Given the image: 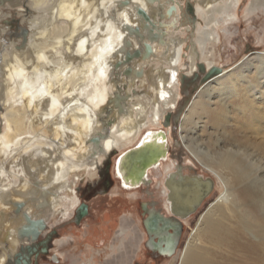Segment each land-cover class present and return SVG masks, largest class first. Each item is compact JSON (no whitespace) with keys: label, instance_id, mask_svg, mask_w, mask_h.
I'll list each match as a JSON object with an SVG mask.
<instances>
[{"label":"bare ground","instance_id":"obj_1","mask_svg":"<svg viewBox=\"0 0 264 264\" xmlns=\"http://www.w3.org/2000/svg\"><path fill=\"white\" fill-rule=\"evenodd\" d=\"M241 2L193 0L199 21L191 45L186 36L194 26L184 24L185 0L29 3L35 14L25 22L23 49L12 42L0 66V264H15L23 247L35 243L36 221L45 222L42 236L53 219L74 214L81 204L78 185L98 182L115 154L142 144L162 146L160 130L171 152L172 132L163 123L178 104L182 73L192 76L201 62L206 70L223 69L207 48L219 43L220 35L202 28L200 19L206 26L215 15L223 25L237 23L232 9ZM6 5L0 0V17ZM256 10L250 1L244 13L248 17ZM59 49L65 61L47 71L46 53L60 55ZM253 73L260 81L251 80ZM140 89L144 94L136 92ZM195 116L201 129L210 124L214 135L206 142L202 135L186 134L183 143L205 171L216 174L225 192L199 217L179 264H234L235 252L245 263L264 264V54L208 81L184 115L182 133ZM168 153L151 167L150 174L164 172L160 187L175 167ZM121 155L113 165L116 179L122 177L116 171ZM150 174L140 183L144 187ZM119 183L127 191L138 189ZM149 213L152 243L160 237L167 247L177 222ZM170 227L173 238L166 233ZM161 252L171 257L167 249ZM53 261L60 262L57 256Z\"/></svg>","mask_w":264,"mask_h":264},{"label":"rangeland","instance_id":"obj_2","mask_svg":"<svg viewBox=\"0 0 264 264\" xmlns=\"http://www.w3.org/2000/svg\"><path fill=\"white\" fill-rule=\"evenodd\" d=\"M14 1H20V4L17 3V5L19 4L18 7ZM19 1L6 0V4L8 6L6 5V7L1 8V67V63L3 64V55L5 50L12 45V42L20 49L22 48L21 46H24V42L27 38L26 31L29 30V24L28 22H25L35 14L33 6L31 8L29 5L32 0ZM187 1L193 3V0H185V4ZM250 1L257 6V10L247 17L244 12L250 4ZM184 8V24L194 26V28L190 30L189 35L186 36L188 37V45H191V42L197 34V22L199 21V18L196 16L195 9L194 19L191 18L192 16H190V14L186 11V5ZM232 10L238 17L237 23L229 22V24L225 23L223 25V20L220 16L215 15V20L206 26L205 22L200 19L202 28L210 31H218L220 35V42L214 45L209 43L207 48L209 51L215 52V56L218 58V65L222 66L225 71L229 72L234 70L236 67L241 66L246 61H253L256 54H264V0H242L239 7L236 9L233 7ZM100 16L104 23L107 17L105 14H101ZM23 35H25V40ZM59 50V52L62 51V54L60 55L53 54L49 52V50L46 53V56L50 57V63L47 66V71H51L57 65H62L65 61L63 59L64 51L62 49ZM196 72L199 73L201 77L203 76L200 69H197ZM124 77L126 78V74H124ZM189 77L191 76L189 75ZM250 77L251 80H254V82L260 81V78L257 75L255 76L254 73ZM205 85V83L201 84L200 82L194 83L191 79L185 81L184 83L181 82V87L179 85L180 95L177 102L178 104L176 105L177 109L175 108L171 113L172 119L170 118V120L172 121V124L170 127H167L172 132L171 160L180 162L182 174L185 176L196 175L211 178L215 183V189L210 198L206 200L197 213L184 220L185 223L182 237L175 255L171 257L158 256L154 254L146 244L149 237L144 226V218L146 214L143 213L142 205L146 203H150L151 205V202H154L157 204L156 209H159L163 213L167 214L166 210H164L165 198L162 194V188L160 187L163 173H158L153 174L151 177L153 181L158 182L159 185L155 183L150 188L149 192H146L144 189L126 191L120 186L118 180L112 179L111 177L110 184L106 187L105 185H92L87 180L81 182L77 187V191L80 192V196H85V200L89 202L91 207V218L84 221L80 228L72 226L71 221L74 217L73 213V215L70 214L66 220H61L60 215L57 219H53L48 225V230L40 237V240L56 228L60 230V239L56 241L57 243L50 253L47 255H41L36 264H52L50 262V255L53 253L57 257L59 256L58 259L60 262H63V264H179L180 254L185 250L186 245L192 239L193 230L199 217L204 214L212 204H215L217 200H219L220 196L225 192L224 187L219 184L216 174L210 171H205L202 165L192 156L188 149H186L182 140V137L186 134L193 137V139H197L198 136L202 135L206 142H208V139L214 135L213 128L210 124H208L206 130L201 129L200 126H202L203 123H199V119L196 116L193 119L195 122L192 120L187 125V131L184 130L183 133L181 132V123L184 115L188 111L190 105H192L197 94ZM123 88L124 90L127 89L125 86ZM136 92L144 94L145 90L140 89L136 90ZM3 113V108L0 105V118ZM223 130L226 132L228 131L227 128H224ZM1 131L2 130H0V132ZM233 134L238 138L241 137L240 133ZM221 135H219V137ZM117 155L119 154H115L112 160ZM168 162H165V164L167 165ZM109 164L110 163L107 162V166ZM64 206L61 208L62 210L67 209L68 205ZM110 224H113L114 227L109 226V228H111L110 233L106 231L105 234H100L99 237H89L92 233H95V231L100 230L101 227L103 230L104 226ZM72 241L74 243H70ZM227 254L228 253H226V256ZM237 254L238 252L231 254V256L236 257H232L231 260L234 264H248L245 263L243 254ZM249 263H252V261L249 260Z\"/></svg>","mask_w":264,"mask_h":264},{"label":"water","instance_id":"obj_3","mask_svg":"<svg viewBox=\"0 0 264 264\" xmlns=\"http://www.w3.org/2000/svg\"><path fill=\"white\" fill-rule=\"evenodd\" d=\"M186 11L192 16L191 18L195 19L194 16V4L192 2H188L186 5ZM195 21V20H193ZM25 34V33H24ZM24 40H25V35ZM206 65L204 63L199 64V69L202 72L203 76L201 77L199 73H194L191 77L188 75L182 73L181 75V81L184 83L185 81H188L191 79L194 83L200 82L202 83H208V81L212 80L215 76L220 75L223 73V69L220 67H212L209 70H206ZM174 114V113H173ZM174 116V115H173ZM170 117L172 119V116L169 115L164 123L163 127L166 129V127H170L172 124V121L170 120ZM168 129V128H167ZM157 134L161 135L163 137V142L161 143L162 146L154 148L153 145L146 146V145H139V147H136L134 150H129L125 154L121 155L118 158V161L116 163V171L118 174L120 173L122 175L119 176L120 182L123 183L125 181L126 183L130 182L133 185H137V187L141 186V181H144L146 179V174L148 171V168L153 167L156 162L161 160L167 153V141L165 131L160 130ZM125 160L124 165L121 167L120 162L121 160ZM111 165V162L110 164ZM179 173H172L169 175L166 181V185L168 186L171 194L168 195V201H170V211L173 215V217H166L163 215L160 211L153 210L161 216L162 219H165L164 221L171 223L173 221L177 222V234L175 233L174 240L167 245V247L163 248V244L161 243V238L157 237L156 239H159V243H155L154 247H157L159 250H168L169 254L171 256L175 255L177 248L180 243V238L182 235V228H183V221L188 219L194 212H196L197 208L200 206L204 198L209 196V194L214 190V181L211 178H205L202 176H185L182 174V168L180 167V181L184 182H194L193 185H190L192 188L189 187L181 190L180 189V196L177 194L176 188L172 187L171 185L177 180ZM89 214V206L82 202L79 207L76 210V218L78 220H82L86 218ZM180 219V221H179ZM38 222V228L36 233L34 234V240L37 242L41 235V231L46 228L45 222L43 220L36 221ZM35 223V222H34ZM144 226L149 234V238L151 241H154L153 234H151V229L148 223V220L144 221ZM173 227H170V229L166 232L167 236L170 238H173L174 236H171L170 231H175L172 229ZM39 229V231H38ZM34 244V243H32ZM46 248L43 250V252H46ZM32 254V247L30 245H27L23 247V250L21 253L18 254V259L16 260L15 264H30L31 262V255Z\"/></svg>","mask_w":264,"mask_h":264},{"label":"flooded vegetation","instance_id":"obj_4","mask_svg":"<svg viewBox=\"0 0 264 264\" xmlns=\"http://www.w3.org/2000/svg\"><path fill=\"white\" fill-rule=\"evenodd\" d=\"M168 117V116H167ZM171 118V117H170ZM164 130H166V129H164ZM171 151H172V148H171ZM171 152H170V150H169V153H168V157L169 158H171ZM119 155H121V154H119ZM119 155H117L113 160L111 159L110 161H112L113 162V165H114V161H115V159L119 156ZM168 157H167V159H166V161L168 162L169 160H168ZM112 162H111V165H106L104 168H103V171H102V173H101V176H100V180L98 181V182H96L95 184H97L98 186H104L105 185V187L106 186H108L109 184H110V179L112 178V179H116V178H114V176H113V165H112ZM163 162H165V161H162L161 163H163ZM109 163V162H108ZM152 168H154V167H152ZM151 168V170L149 169L147 172H148V174H150V173H152L153 172V169ZM158 170H159V167L157 168ZM156 169V170H157ZM112 170V171H111ZM162 173H164V172H162ZM162 173H160V174H162ZM172 173H179V175H180V162L178 161H175V167H174V170H173V172ZM172 173H170L169 175H171ZM109 175V176H108ZM169 175H167L166 177H165V179H164V181H163V186L162 187H164L165 189H166V191L165 192H162L163 193V196H164V198H165V201H164V206H165V209L164 210H166V213L167 214H165V213H163L161 210H159V209H156V203H154V202H151V205H150V203L149 204H144V205H142V209H143V213H145L146 215H145V218H144V221H146V220H148V218L150 217V213L149 212H153V210L155 209V210H157V211H160L163 215H165L166 217H173V215H172V213H171V211H170V203H168V195L169 194H171V192H170V190H169V188H168V186L166 185V181H167V178L169 177ZM178 175V177H177V180L171 185L172 187H174V188H176V191H177V194L180 196V184H182L183 182L182 181H180V176ZM151 176H153V174H150V176H149V178L151 177ZM111 177V178H110ZM162 178H164V177H162ZM109 179V180H108ZM146 179H147V181H149V179H148V177H147V174H146ZM151 179V183L149 184V186H148V188L147 187H144V185H141V186H139L138 187V189H134V190H131V191H136V190H139V189H144L146 192H149V190H150V188L156 183L157 185H159V183L158 182H154L153 181V179H152V177L150 178ZM116 180H118V181H120L119 179H116ZM146 181V182H147ZM193 183L194 182H187L186 183V185H193ZM122 184V183H121ZM93 185V184H92ZM184 186V188H187L188 186ZM121 186V185H120ZM122 187V186H121ZM161 187V188H162ZM124 189V188H123ZM215 189V188H214ZM125 190V189H124ZM127 191V190H126ZM80 193V192H79ZM166 193V194H165ZM212 193H213V191L209 194V196H207L206 198H204V200L202 201V203L200 204V206L197 208V210H196V212H194V214L195 213H197L198 211H199V209L203 206V204L206 202V200L208 199V198H210V196L212 195ZM80 199H81V203L82 202H85L88 206H89V214H88V216L86 217V218H84V219H82V220H78L77 218H76V211H75V213H74V217H73V220L71 221V223H72V226L73 227H81L82 226V224H83V222L84 221H86V220H89V218H91V207H90V205H89V202L87 201V200H85V196H80ZM148 206H150V207H148ZM194 214H192L191 216H193ZM190 216V217H191ZM189 217V218H190ZM179 221H180V219H179ZM183 223V228H182V233H183V229H184V221L182 222ZM109 226H112L113 227V224H110V225H106V226H104V228H103V230H102V227H101V229L100 230H98V231H95V233H92V235L91 236H89V237H91V238H95V237H99V235L100 234H105V232L107 231L108 233H110L111 232V228H109ZM114 228V227H113ZM146 229V228H145ZM62 231V230H61ZM94 231V230H93ZM147 231V230H146ZM148 233V232H147ZM60 230L58 229V228H56V229H54V230H52L51 232H49L42 240H40V237H39V239L37 240V242L35 241V243L34 244H31L30 246L32 247V256H31V262H30V264H36L37 263V260L41 257V255H47L48 253H50L51 252V250L55 247V245H56V241H58L59 239H60ZM43 235V234H42ZM148 237H149V234H148ZM181 237H182V235H181ZM71 238H73V237H71ZM180 240H181V238H180ZM104 242V241H103ZM160 242V240L159 239H156V243H159ZM161 243L163 244V240H161ZM147 247L154 253V254H156V255H158V256H163V255H161V250H159L157 247H154V244L152 243V241L150 240V238H148V240H147ZM180 244V243H179ZM26 247V246H25ZM153 247V248H152ZM166 247V245L164 244L163 245V248H165ZM47 249L46 250V252H43V250L44 249ZM155 249V250H154ZM53 256H56L54 253L53 254H51L50 255V257H51V259H50V262L52 263V264H63V262H60V263H56V262H54L53 261ZM49 258V257H48ZM58 258V257H57ZM59 260V259H58Z\"/></svg>","mask_w":264,"mask_h":264}]
</instances>
